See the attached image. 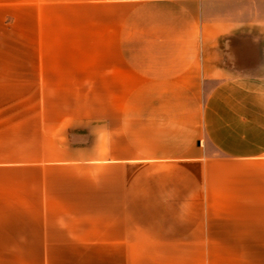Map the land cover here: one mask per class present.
<instances>
[{
    "label": "crops",
    "instance_id": "0c3cea01",
    "mask_svg": "<svg viewBox=\"0 0 264 264\" xmlns=\"http://www.w3.org/2000/svg\"><path fill=\"white\" fill-rule=\"evenodd\" d=\"M0 264H264V0H0Z\"/></svg>",
    "mask_w": 264,
    "mask_h": 264
}]
</instances>
